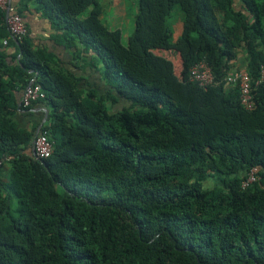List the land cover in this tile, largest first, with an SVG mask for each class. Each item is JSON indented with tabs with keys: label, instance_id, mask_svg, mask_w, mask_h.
<instances>
[{
	"label": "trees",
	"instance_id": "obj_1",
	"mask_svg": "<svg viewBox=\"0 0 264 264\" xmlns=\"http://www.w3.org/2000/svg\"><path fill=\"white\" fill-rule=\"evenodd\" d=\"M175 5L184 19L172 43ZM30 7L73 69L108 89H80L28 33L10 37L0 10V264H264V0H137L126 46L98 0H19L15 12ZM200 62L211 87L190 78ZM241 68L251 111L224 83ZM30 83L44 93L31 107L49 110L45 160L15 121L31 108H18Z\"/></svg>",
	"mask_w": 264,
	"mask_h": 264
},
{
	"label": "built area",
	"instance_id": "obj_2",
	"mask_svg": "<svg viewBox=\"0 0 264 264\" xmlns=\"http://www.w3.org/2000/svg\"><path fill=\"white\" fill-rule=\"evenodd\" d=\"M0 10L5 11V21L10 37L17 40L22 39L28 33L26 24L22 17L15 12V8L10 5L8 0H0ZM7 41L4 40L3 44L6 45ZM190 78L192 81L198 83L199 86L203 88L211 87L214 85L213 76L210 68L204 63L200 62L193 66L190 70ZM224 83L228 86H235L239 91V99L243 108L247 111L253 109V96H252V84L250 76L246 69L241 68L233 74L226 77ZM44 98V93L42 92L40 86L33 85L30 83L22 92L20 96V106L26 109L31 107V105ZM43 126V125H42ZM32 149L34 152V157L39 160L48 159L53 152V144L48 138V133L40 128L39 132L36 134L33 142ZM8 158L0 159V167L7 161ZM257 169L253 168L247 175V178L242 181V188L245 189L253 182H255L258 177L256 176Z\"/></svg>",
	"mask_w": 264,
	"mask_h": 264
},
{
	"label": "crops",
	"instance_id": "obj_3",
	"mask_svg": "<svg viewBox=\"0 0 264 264\" xmlns=\"http://www.w3.org/2000/svg\"><path fill=\"white\" fill-rule=\"evenodd\" d=\"M14 8L18 5L19 0H8ZM23 19L28 29V40L34 48L45 49L52 54L59 66L65 71H71L73 74L81 78L79 88L84 91L94 89L99 95L107 91L106 83L101 79L100 75L89 67L81 70L73 69L71 65V56L69 52L61 45L55 43L51 38L54 32L51 29L50 23L41 17L40 13L36 12L33 7L23 13ZM8 54H14L15 49L10 47L7 50ZM89 59V55L86 57ZM21 95V94H20ZM47 109L42 103H37L30 109L21 110L15 118L20 129L34 131L35 135L39 132V127L45 119L44 110ZM48 110V109H47ZM49 113V110H48ZM47 121V118L45 122ZM44 122V123H45ZM43 123V124H44ZM30 155H33L32 147L28 150ZM4 181L8 176V166L3 167Z\"/></svg>",
	"mask_w": 264,
	"mask_h": 264
},
{
	"label": "rangeland",
	"instance_id": "obj_4",
	"mask_svg": "<svg viewBox=\"0 0 264 264\" xmlns=\"http://www.w3.org/2000/svg\"><path fill=\"white\" fill-rule=\"evenodd\" d=\"M101 6V21L110 30H119L124 46L128 37L134 30V16L136 14L137 0H98ZM91 7L80 15V19L86 18L91 12ZM183 13L178 5H175L167 18V27L171 33V42L174 43L181 35L183 25ZM162 54V53H161ZM170 59L177 60L171 54ZM12 209L16 206V200L11 197Z\"/></svg>",
	"mask_w": 264,
	"mask_h": 264
},
{
	"label": "water",
	"instance_id": "obj_5",
	"mask_svg": "<svg viewBox=\"0 0 264 264\" xmlns=\"http://www.w3.org/2000/svg\"><path fill=\"white\" fill-rule=\"evenodd\" d=\"M18 108L20 109V103L18 104ZM44 112H45V119L43 120L42 124L40 125L39 130L42 127L43 123L45 122V120H46V118L48 116V110L45 109ZM32 151H33V149H32ZM33 155H34V152H33Z\"/></svg>",
	"mask_w": 264,
	"mask_h": 264
}]
</instances>
